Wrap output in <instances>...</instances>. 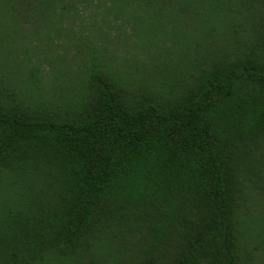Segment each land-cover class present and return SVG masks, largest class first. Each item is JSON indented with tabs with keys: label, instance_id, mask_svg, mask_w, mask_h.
<instances>
[{
	"label": "trees",
	"instance_id": "trees-1",
	"mask_svg": "<svg viewBox=\"0 0 264 264\" xmlns=\"http://www.w3.org/2000/svg\"><path fill=\"white\" fill-rule=\"evenodd\" d=\"M0 264H264V0H0Z\"/></svg>",
	"mask_w": 264,
	"mask_h": 264
}]
</instances>
